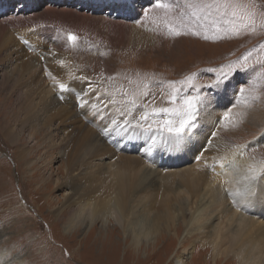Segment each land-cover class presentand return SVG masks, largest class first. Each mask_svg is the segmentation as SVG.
I'll use <instances>...</instances> for the list:
<instances>
[{"label": "rangeland", "instance_id": "374dc122", "mask_svg": "<svg viewBox=\"0 0 264 264\" xmlns=\"http://www.w3.org/2000/svg\"><path fill=\"white\" fill-rule=\"evenodd\" d=\"M116 1L120 2V0H65L63 4L55 3L54 5L53 0H12L11 4L9 0H0V23L7 25L9 30H14L11 36L16 38L18 35L17 41L25 50L33 45L40 47L42 51L50 45L59 47L58 50L62 47L63 53L70 57L67 64L69 71L74 77H80L86 83L83 86L104 94L105 105H110L107 109L113 106V113L120 116L117 117L121 120H116L119 125L124 119L137 118V114L145 110V104L148 105V110L153 107H170L171 105L167 102L170 91L168 84L174 82L177 87H181V82L194 76L192 85L199 88L204 98V104L197 118L198 126L194 130L198 128L199 132L206 130L203 125L205 114L214 106L212 103L214 97H221L219 104L214 107V115L212 114L214 119L210 128L211 133L219 134L221 138L235 146L244 145L245 158H248L251 164L253 163L251 168L255 169V175L258 174L257 176L264 180V138H262L264 136V114L260 116L255 114L257 125H251L245 121L247 116L253 118L252 113L257 105L264 103V0H238L247 6V11L242 12L238 9L235 17L231 15L232 10H228L227 15L224 16L213 11L207 22L204 20L199 22L203 27H198L195 34L188 31L187 34L181 35L168 31L169 26L175 24L173 17L176 13L166 15L163 9L155 8V1L152 4H144L142 11L129 20L105 14L110 7H115ZM138 1L135 2L138 3ZM162 2H168V0H162ZM47 4L54 6L45 7ZM252 4L255 6L253 7ZM45 11L48 12L44 15ZM59 11H70L71 17L68 18L65 15V20L60 18L57 14ZM75 11L89 19L83 21L81 25L78 24L79 27L70 29L69 23H73L74 17L72 16L75 15ZM179 11L181 9H177V12ZM31 12L33 15H30ZM20 13L23 16L22 14L20 16ZM9 16L14 19H6ZM18 19L20 21H17ZM141 21H143L142 24H140ZM190 22L196 23L194 20ZM74 29L80 30L82 36H78L76 44L72 45L69 44L67 35L75 33ZM32 34H35L33 40L26 37ZM139 36L149 38L144 46L134 44ZM205 36L208 39H205ZM9 55L11 54L8 51H2L0 54V83L2 82V85L9 73L14 77L11 80V83H14L17 81V74L22 71L20 67H22L23 59ZM245 57L247 59H244ZM36 61L43 63L39 57H36ZM234 62L238 63L233 71L227 66ZM242 67L247 71H242ZM221 68L229 73V77L217 85L218 70ZM249 79L254 82H249ZM146 85L147 88H145ZM241 87L245 89L243 93L239 91ZM221 88L224 90L222 95L218 94ZM145 91L148 92L147 96L143 95ZM2 92L7 94V89ZM87 93L88 96L91 95ZM14 98L15 96L9 104L10 108L6 109L8 115L16 99ZM133 100L136 101V107L133 109L132 116L129 117L127 115L129 103ZM5 106L0 107L1 124L4 120L2 110ZM97 116L91 117L85 125L91 127ZM225 116L228 119H225ZM72 126L79 127L78 124H72ZM67 127L64 125L63 135L60 133V137L58 136L51 143H45L48 140L46 138L43 140V137L39 150L36 149L39 153L36 152V155L32 153V161L25 159V165L17 161L16 153L19 149H29L32 145L27 136L24 135V146L21 147L22 142L19 143L20 147L17 145L19 148L17 150V146L13 147L10 142L4 141L0 132V253L7 251L13 264H133L129 238L124 234L123 226L118 227L115 222L107 220L105 225L98 222L92 233H89L91 227L87 224L82 228L79 226L75 228L77 230L75 233V229L66 233L62 229L65 219L61 218L56 221L54 218V211L62 205V202L52 206L46 197L51 193V196L60 199L64 192L56 189L42 191L41 186L44 183L42 178L45 179L54 171L52 180H55L57 177L55 173L64 162L60 158L61 153L69 154L72 150L65 148L68 140L65 141L64 136L71 134L74 128L71 125ZM52 131L54 130L49 128L47 133L51 134ZM255 141L258 144H255ZM48 149L52 150L50 151L53 159L51 162L46 154ZM192 154L195 155L193 158L178 161L174 165L164 166V163L148 165L167 167V170L162 168L166 170L162 172H183L193 164L202 163L199 159L203 154L195 152ZM100 159L98 163L102 166L115 163V157ZM34 163L36 166L31 168ZM44 167L48 170L51 168V170L44 171ZM38 170H41L43 174ZM36 171L40 173L39 176H37L38 173L35 174ZM227 192L228 188L224 189V193ZM147 195L150 198V194ZM183 202L187 204V201ZM162 204L159 203L158 207H162ZM24 214H28L29 219ZM64 217L67 218V216ZM177 229L179 232L176 238L182 241L186 230L181 222L176 221L174 227L168 230L163 229L162 238L165 242L169 241V248L164 247L162 251H158L159 255L164 252L165 248L168 249V257L172 255L170 253L175 246V241L170 237L176 233ZM197 237L198 233L187 236L184 242L188 244L194 242L195 247L201 246L202 242L196 241ZM177 248L178 246L173 254ZM193 250L191 254L186 252L183 255L188 264L197 263L196 260L200 256ZM145 255L143 250L141 257ZM156 258L149 264H154Z\"/></svg>", "mask_w": 264, "mask_h": 264}, {"label": "bare ground", "instance_id": "6f19581e", "mask_svg": "<svg viewBox=\"0 0 264 264\" xmlns=\"http://www.w3.org/2000/svg\"><path fill=\"white\" fill-rule=\"evenodd\" d=\"M135 1H116L115 7H110L105 14L129 20L142 11L144 4H152L155 0ZM64 2L53 0L52 4ZM51 5L45 7L52 8L54 5ZM77 13L72 16L74 18L73 23H69L70 29L89 19ZM57 14L64 20L65 15L71 17L70 11H59ZM9 18L14 19L12 16L6 19ZM74 30V35L82 36L80 30ZM12 31L0 23V54L8 51L12 56L22 58V71L16 75L17 81L14 83H11L14 77L10 73L3 80L4 85L0 83V107L6 105L2 110L4 120L0 123V132L4 141L10 142L13 147L19 146L21 142L20 146H24V135L32 144L29 149H19L17 146V161L20 164H24L25 159L32 161L31 154L39 153L36 149L39 150L43 137V140H48L45 143H51L60 137V133L63 135L64 125H71L72 128V124L79 125L67 137L64 136V140H68L65 148L72 150L69 154L61 153L60 158L64 162L55 173L56 179L52 180L54 171L45 179L42 178V191L56 189L64 192L60 199L51 196V193L46 197L52 206L62 202L54 211V218L56 221L65 219L62 223L63 232H72L78 226L82 228L87 224L91 227L89 233H92L98 222L105 225L107 220H111L118 227H124L123 232L129 238L133 264H149L156 258L158 251L169 246V241L165 242L162 238L163 229L174 227L178 221L186 230L183 237L198 233L196 241H201V246L195 247L194 242L186 244L184 238L182 241L177 239V229L170 237L175 241L170 253L172 255L168 257V249L165 248L162 254H158L154 264H188L183 255L186 252L191 254L193 249L200 255L195 264H264V180L258 174L255 175L256 171H250L253 163L245 158L244 145L235 146L219 134L211 133L214 107L219 104L221 97H214V106L204 113L206 117L202 123L206 130L199 132L198 128L192 131L181 147L172 150L159 134L144 133L127 125L120 127L116 122L121 120L118 119L120 116L113 113V106L107 109L104 94L83 86L86 83L69 71L67 64L70 57L63 53L62 47L58 50L59 47L50 45L42 51L33 45L25 50L17 41L18 35L16 38L11 36ZM34 35L26 37L33 40ZM148 39L139 36L134 44L144 46ZM36 57L41 58L43 63L36 61ZM60 84L66 86L65 91H61ZM4 89H7V94L2 92ZM223 91L219 89L218 94L222 95ZM87 92L91 95L88 96ZM13 96L16 99L12 103L9 117L6 109L10 108ZM256 113L259 116L264 114V103L257 105L252 113L253 118L247 116L245 121L257 125ZM96 115L91 127L85 125ZM49 128L54 130L53 133H47ZM151 135L156 138L152 139ZM255 144L258 142L255 141ZM50 151L48 149L46 153L49 162L53 160ZM192 152L203 154L199 159L202 163L193 164L183 172H162L167 167H152L153 164L164 163L166 166L189 160L195 156ZM102 157H115V163L102 166L98 163ZM35 166L34 163L31 168ZM47 167H44V171L51 170ZM38 171L41 173V170ZM38 171L35 172L37 176L40 174ZM226 188L228 192L224 193ZM147 194H150V198ZM183 201H187V204ZM159 203H163L162 207H158ZM24 215L29 219L28 214ZM18 222L21 224V220ZM176 246L178 248L173 254ZM143 250L146 255L141 257Z\"/></svg>", "mask_w": 264, "mask_h": 264}, {"label": "snow or ice", "instance_id": "6c2138e0", "mask_svg": "<svg viewBox=\"0 0 264 264\" xmlns=\"http://www.w3.org/2000/svg\"><path fill=\"white\" fill-rule=\"evenodd\" d=\"M155 8L163 9L165 14L176 13L173 17L175 20L174 25H170L168 31L170 33L174 32L176 35L187 34L188 31H195L198 27H203L199 22L204 20L207 22L212 16L213 11L220 14L221 16L227 15L228 10L231 11V15L235 17L237 15V10L247 11V6L238 0H168V2H162V0H155ZM254 7L255 5L252 4ZM177 9L181 11L177 12ZM147 15V13H145ZM196 21L192 24L190 21ZM239 35V33H237ZM208 39L207 36L204 37ZM67 40L69 44L75 45L78 37L72 33L67 35ZM251 55V53H249ZM244 59H247L245 57ZM236 63L229 64L227 67L230 70H235ZM242 71H247L246 68L241 69ZM229 73L224 72L221 68L218 70L217 85L227 80ZM195 77H188L185 81L181 82V87H177L176 83L170 82L168 88L170 89L168 93V104L170 107H153L148 110V105H144V111L137 114V118L134 120H125L119 126L124 127L127 125L133 129H139L144 133H156L164 137L165 142L168 147L175 150L181 147L189 134L198 126V116L200 115L201 106L204 104L203 94L200 92L199 88L192 85V80ZM249 82H254L249 79ZM186 86V87H185ZM61 91L66 90L64 84L59 85ZM147 88V85L145 86ZM241 93L245 91L243 87L239 89ZM144 96L148 95V92L143 93ZM153 99H155L153 97ZM136 107V101H131L129 103V108L127 115L129 117L133 114V109ZM123 115V113H121ZM225 119H228L225 116ZM155 139L156 136L151 137ZM151 145L149 150H151ZM255 173V169H250ZM0 264H13L12 258L7 252L0 253Z\"/></svg>", "mask_w": 264, "mask_h": 264}]
</instances>
